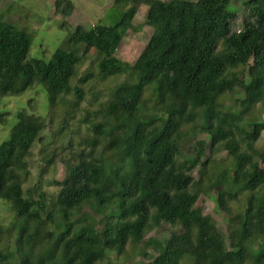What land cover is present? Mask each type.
Returning <instances> with one entry per match:
<instances>
[{
    "label": "trees",
    "instance_id": "trees-1",
    "mask_svg": "<svg viewBox=\"0 0 264 264\" xmlns=\"http://www.w3.org/2000/svg\"><path fill=\"white\" fill-rule=\"evenodd\" d=\"M67 1H57L63 13ZM232 1L114 0L123 11L115 25L78 26L49 61L29 57L32 34L0 16V103L43 85L53 107L72 90L79 107L85 89H73L71 80L83 60L80 45L103 56L100 77L136 76L87 113L93 134L78 146L52 202L40 185L26 189L24 175L50 122L28 109L17 113L10 139L0 144V200L13 214L11 225L0 227V264H120L112 254L115 260L127 256L129 247L165 223L181 230L138 264H264V244L251 243L254 235L264 237V147L258 145L264 133V108H258L264 103V0L246 4L241 31ZM143 4L153 33L130 65L111 49L138 29L134 19ZM250 58V80L241 82L237 70ZM150 86L152 105L145 97ZM236 90L244 97L229 107L224 99ZM9 115L0 112V124H8ZM198 134L209 144L199 140L186 152L184 137ZM73 146L46 152L47 165ZM222 152L233 176L229 165L211 178ZM202 195L225 214L233 229L228 240L197 206Z\"/></svg>",
    "mask_w": 264,
    "mask_h": 264
},
{
    "label": "rangeland",
    "instance_id": "rangeland-1",
    "mask_svg": "<svg viewBox=\"0 0 264 264\" xmlns=\"http://www.w3.org/2000/svg\"><path fill=\"white\" fill-rule=\"evenodd\" d=\"M59 0H0V16L12 21L20 29H25L32 34V47L29 57L41 58L49 61L54 52L60 47L65 46L69 38L78 26H84L88 29H98L104 26L115 25L122 16V9L115 7L114 0H68L63 3L67 13L62 12L57 6ZM168 1V0H167ZM250 0H233L231 10L238 12V20L235 23V29L241 31L246 19L244 13L246 4ZM148 5L143 4L138 8L134 19V26L137 30H130L128 34L120 41L116 42L111 49V55L130 65H133L141 52L149 42L153 33V28L147 23ZM83 60L78 66L76 75L71 80L73 89L81 86L85 89L84 99L80 106H75V91L65 95L56 106H52L48 98V90L43 85L35 86L27 90L22 96H6L0 103V112H8L9 122L6 125L0 124V144L10 139L11 129L16 123V115L21 109H28L37 115L44 117L50 122V128L43 132V142H37L28 158V168L24 172L27 177L26 189H37L36 185L48 194L49 202L54 199V194L60 187L58 181H63L69 175V167L73 161V156L79 151V145L83 139L90 137L92 133L91 126L85 122V117L89 111L100 108L101 103L112 97L117 86L123 83H133L136 81L134 73H125L114 75L108 78L99 76L98 63L101 56L97 50L91 49L86 52V46L80 45ZM253 66V58L249 59L246 68L237 70L239 80L248 82L250 80L249 68ZM90 75L91 78L89 77ZM89 77V78H88ZM154 86H150L145 94L149 105L154 103ZM244 94L236 90L233 94L227 95L224 102L229 107L236 105V99L243 98ZM258 108H264V103L258 105ZM264 119V113H263ZM248 122V121H247ZM65 137V139H64ZM199 140H205L209 144L206 135H186L183 139V147L187 152L194 151ZM73 141L75 146L67 149L61 154L56 162L47 165L45 160L46 152L56 149L61 152V144L69 145ZM258 145L264 147V133L258 142ZM208 148V147H207ZM101 149V147L99 148ZM208 154V150L206 149ZM194 157V156H193ZM217 167L211 171V178L217 176L219 171H224L229 165L232 166L227 152H222L217 158ZM234 167L230 168L228 176L232 177ZM197 176V174H195ZM216 195V192L215 194ZM245 198V197H241ZM245 201V200H244ZM242 201L232 203L233 207L239 209ZM244 204V203H243ZM205 214H210L215 219L218 227L225 235L227 240L233 234L225 214L218 210L214 198L202 195L198 205ZM13 214L10 212L8 203L0 200V227L11 225ZM178 225L163 224L148 232L144 241L140 245L129 247L127 256L120 257L114 262L122 264H138L141 261H147L146 255L156 256L157 248H161L163 242L175 231H180ZM254 247L264 244L262 235H254L251 239ZM184 264H191L185 261Z\"/></svg>",
    "mask_w": 264,
    "mask_h": 264
}]
</instances>
